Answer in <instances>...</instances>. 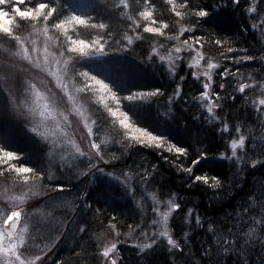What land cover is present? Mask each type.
Here are the masks:
<instances>
[{"label":"trees","instance_id":"obj_1","mask_svg":"<svg viewBox=\"0 0 264 264\" xmlns=\"http://www.w3.org/2000/svg\"><path fill=\"white\" fill-rule=\"evenodd\" d=\"M176 2L179 5L181 0H176ZM154 3L156 5L153 10L154 15L170 21V27L165 31L169 35L173 33L179 35V41H167V36L148 33L144 30L143 25L148 21L138 16V12L145 7L143 0H128L131 7L121 6L119 10L114 6L119 5L120 0H60L64 17H70V14L75 12L77 15L105 24V28L78 26V28L73 27L68 32L76 33L78 31L79 35L74 36L73 39H85L87 43H91L92 40L100 41L103 37L102 42L105 44L103 50L109 53L111 59L107 64H103V62L95 60H86L75 50H72L74 51L73 55L67 49V46L73 45V41L63 43L60 47L64 51L67 49L71 58L69 55L65 56L70 59V63L76 64L75 69L78 75H74L73 80L80 86H84L83 84L90 86L89 95L94 101L89 103L94 112L95 124L106 121V123L101 124L98 134L99 140L109 143L107 146H110V152L106 158H110L112 153L119 154L120 144L113 145V140L120 141L121 133L125 131L123 126L119 124V120L124 119V112L128 111V107L125 105L133 108V111L129 112V125L138 124L139 127H152L158 122L162 134L171 142L163 147L136 144L129 149L128 154L124 155L121 161H112V166L118 171L129 166H131L132 171H137L135 165L148 168L153 172V175L149 177L148 192L154 194L156 199H172L173 202L181 204L180 209L172 210L168 228L173 238L182 244V248L175 249L174 252L170 251L171 245L167 243L166 237L161 238L157 244L145 248V245L151 244L153 232L151 221L153 219L158 221L157 212L152 210L155 200L152 199L151 195H146L143 190L138 192L136 198L128 196L124 194L118 184L108 185L101 176L100 181L96 180L94 184L88 187L90 209L86 213L84 210L79 211L78 218L77 215L75 216L77 218L75 224L69 227V239L74 238L75 241L66 247L68 244L66 240V243L64 242L66 245L59 247V255L55 259L64 261V264H98L97 260L91 258L92 253L99 255L95 245H103L108 237H114L117 242V230H119L121 235H119L118 242L117 264H244L245 259H247L248 264H264V243L260 242L264 237L260 236V228H257L251 237H240L239 247L242 254H238L234 250L230 253L223 252L221 247L215 244L214 234L208 230L209 224L219 226L217 231L221 228L230 227L240 205L249 206L253 216L256 215L261 206H264V199H262L264 197V163L257 164L255 167L251 166L250 162L239 165L220 156V152L230 154L227 142L231 137L222 139L218 130L219 122L209 123L205 119L208 116L206 109L199 107L198 103L192 100V97L197 95L201 85L195 83L194 77L191 76L193 69L188 67V57L179 64L175 74L168 70L167 60L161 62L159 59L160 55H165L171 49L172 44L178 45L183 40L189 39L191 36V32L188 31L190 25H186V22L183 21L181 23L176 22L180 18L171 11L172 5L169 0H154ZM177 10L182 9L178 7ZM138 19L141 26L136 28L134 22ZM255 22L250 20L246 13L224 7L218 11L211 23H202L200 29L196 30L197 36L207 34V36H212L213 40L215 39L213 33L229 38L232 43L226 46L237 49L234 53H228L229 56L248 54L256 57L255 60L241 61L235 65L231 60L221 63V69L232 65L230 68L232 71L235 67H239L243 76L241 82L251 83V78L248 77L249 72H254L257 80L264 77V58H262L264 57V44L259 38V33H257L259 28L252 27ZM128 25H133V28L129 29ZM14 27L19 28L18 34H26L29 32L31 24H14ZM182 27L185 29L183 32H181ZM106 32L112 33L114 39L109 40L105 36ZM137 32L139 36H137ZM125 36H131L133 39V44L127 49L122 47V44L127 43L123 39ZM5 39L4 34L0 32V48L7 46ZM63 39L62 36L60 41ZM116 41H121V43ZM189 43H192L191 39H189ZM162 45L163 47H161ZM153 47L157 48L158 52L153 54L154 60H148L147 57ZM205 48L209 59L217 62L222 60L218 54V46L214 44L205 45ZM244 49H247V53L243 51ZM106 69L112 71L105 72ZM257 69L259 71H256ZM86 70L92 71V75H100L99 78L105 80L112 92L116 93V98L111 93L102 90L100 85H93L94 82L89 83L88 78L85 79L86 81H81L86 77L79 75V73ZM219 71L220 69L216 70V72ZM106 76L113 77L116 83H113V80L106 78ZM180 76H184L185 79L181 81ZM213 79L215 80L213 89L219 91L223 97L220 101L222 108L215 109L217 114L228 113L230 122L234 123L235 116L243 119L245 114L252 111L251 106L244 105L241 94L234 91L235 88H238V83H233L226 93L225 89H220L218 85L228 78L215 74ZM177 84L182 85V95L187 99H181L172 105L174 112L165 116L164 114L169 108L167 97L172 94ZM120 86L131 88L134 98L132 100L125 99L128 92L120 91ZM155 88H161L164 95L153 97L151 92ZM246 91L252 98L259 94L258 89L256 91L246 89ZM233 95L237 99L232 100L230 97ZM95 96L98 97V101L93 98ZM3 102L4 96L0 92V104ZM6 109L0 108V146H3V139L6 138L10 150H19L34 161L30 164L31 167L44 171L49 169L45 163L44 148L36 140L29 139L22 121H15L12 124L11 116L6 115ZM109 109H112L115 114L113 115ZM11 113L14 115L13 111ZM197 113L202 115L198 117ZM251 123L255 125L252 128V134L257 138L264 136V128L256 124L254 120H251ZM128 130L132 131L130 127ZM134 133L136 134V132ZM241 133L245 135L247 142L249 125H242ZM232 135L238 137L234 131ZM258 135L261 136L258 137ZM177 140L182 141L180 146L200 145L207 147L209 152L201 162L191 164L187 157L175 153L171 147L172 143ZM238 154H242V150ZM20 159L24 160L25 157L22 156ZM181 162L186 167H192L196 175L216 176L219 177L221 183L216 187H211L203 181H196L194 178L189 179L187 173L177 170V165ZM152 164L156 165L155 169H151ZM241 168L242 171L238 170ZM109 170L112 169L109 168ZM0 179L14 186L26 187V184L30 183V186L34 184L41 191H46L45 186L49 183L55 184L54 181L50 182L47 179L41 183L39 177H34L27 183L5 179L4 177H0ZM88 179H92V177L90 176ZM76 182L78 183L77 187L80 186L79 191H82L81 185L86 183L85 178L79 177V182ZM57 191L60 190L57 189ZM253 193H255V200L258 201L255 206H252L249 200ZM54 196L53 194V198L45 205L56 214L58 211L55 207L57 199H54ZM48 204L52 205L49 206ZM96 208H100L102 212L97 213ZM189 208L194 209L191 216L188 215ZM64 211L68 212L66 209ZM113 214L116 216V220L113 221L116 224L115 229L108 223ZM197 214L202 218V226L196 223ZM256 219L258 220L259 217L257 216ZM85 221L89 222V231L86 233L78 232V225ZM138 224L140 225L139 229L136 228ZM249 225L256 227L252 220L246 218L245 231ZM156 230L158 231V224ZM129 232L132 233L131 236L125 235ZM185 234L187 235L185 236ZM245 239L249 240L248 244L243 243ZM253 244L255 246H252ZM210 245L212 246L210 254L206 255L205 250ZM81 249L83 251L80 257H74L73 253Z\"/></svg>","mask_w":264,"mask_h":264},{"label":"snow or ice","instance_id":"obj_2","mask_svg":"<svg viewBox=\"0 0 264 264\" xmlns=\"http://www.w3.org/2000/svg\"><path fill=\"white\" fill-rule=\"evenodd\" d=\"M145 5L144 9L138 12V16L143 18L148 23L143 25L144 30L148 33H158L161 36H167V41L176 40L179 41V35L173 33L168 34L165 30L169 29L170 21L167 19L158 18L154 15V9L156 7L154 0H143ZM169 3L172 5L171 11L175 13L176 17H179L180 20L176 21L177 23L186 22V25H190L188 31L191 32L192 43H189V39H185L177 44H172L171 49L165 54L160 55L159 59L161 62L165 60L168 61V70L175 74L180 63H183L184 58L191 57L188 60V67L192 68L193 66L203 67L205 70L202 73L203 78H201V73L198 71H192L191 76L195 77V83H199L201 88L198 90L197 95L192 97V100L197 102L199 107L206 109L208 116L205 117L209 123L219 122V131L221 138L231 137L228 140V148L230 149V154L228 152H220V156L233 161L236 164L242 165L244 163L250 162L251 166L255 167L257 164L264 163V136L257 138L252 134V128L254 124L251 123V120H254L256 124H259L264 128V77H261L259 80L255 78L254 72H249L248 77L251 78V83L247 81L241 82L243 76L241 74V69L235 67L234 70L230 71L232 65L225 66L221 69V63L223 61L231 60L233 65L241 63V61H252L256 57L253 55L245 54L243 56L227 55L228 53L236 52V48L231 45V40L227 37H221L213 33L212 35L215 39H212V36L196 35V30L200 29L202 23H211L219 10H222L224 7H228L233 11H240L246 13L250 20L256 21L252 24L253 28H259L261 36L264 37V0H181L179 5H177L176 0H169ZM123 7H131L128 4V0H120L119 5H115L118 10ZM63 6L60 5L59 0H0V32L4 34L10 41L20 40L18 35L19 28L14 27L15 25L27 24H38L41 21L45 22V35H47V30L52 29H64V35L67 40L73 41L74 36H78L79 32L69 33L67 31L66 25L69 23L73 27L78 28V26H88L91 28H105L103 22H97L91 18H85L82 15H77L75 12L70 14V17H64L61 11ZM182 10H177V8ZM136 28L141 26L140 20L135 22ZM159 24L160 26H154ZM129 29L133 28V25H128ZM185 29L182 27L181 32ZM247 30V29H245ZM105 36L109 40H113L114 37L112 33L106 32ZM137 36L139 33L137 32ZM127 43L122 44V47L127 49L133 44V39L131 36L123 37ZM103 37L100 41L93 40L89 43V47L98 46L99 49L103 50L105 44L102 42ZM166 41V42H167ZM21 43H24L22 40ZM74 43L80 44L82 47L79 49L81 53L84 52L83 45L86 41L83 39H77L73 41ZM121 43V41H116ZM216 45L219 47V56L222 58L221 61L217 62L212 59H209L207 54V49L205 45ZM199 46V47H197ZM163 47V45L161 46ZM71 48V45L68 46ZM32 51L39 52V49L32 48ZM47 52V46L45 47ZM247 53V49L243 50ZM157 48L153 47L151 53L147 57L148 60H154V55L157 54ZM193 52L195 55L193 56ZM24 55L32 60V55L29 51V47L25 46ZM61 55H69L67 49L61 52ZM264 58V57H262ZM204 62L201 64V62ZM44 62L50 65L51 61L48 56L44 57ZM36 67L41 68V62L39 55L36 56ZM220 69L219 72L215 70ZM6 75L3 79L5 85L8 84L9 79L12 76L11 70L7 69ZM111 69H106L105 72H111ZM256 71H259L258 69ZM214 72L216 75H219L224 78H228L224 82H220L218 87L220 89H227L232 86L233 83H238V88H235L234 91L241 94L245 106H251L252 111L245 114L244 118L241 119L239 116H235V122L232 123L229 120V114L225 113L224 115L217 114L215 109L222 108L220 101L222 100V95L219 91L213 89V84L215 80L213 79ZM72 74L76 75L75 65L72 67ZM86 78H88L89 83L95 82L101 86L102 89H106L109 93L116 98V93L112 92V89L109 87V84L105 83V80L100 79V75H92V71H84L79 73ZM106 78L112 79L113 83H116V80L111 76H106ZM184 76H180V80L183 81ZM35 87V85H33ZM249 89L251 91L259 90V94L252 98L249 96V92L246 91ZM88 86L85 85L83 92H88ZM120 91H127L128 95L125 97L127 100H132L133 94L131 88H125L124 86L119 87ZM0 91H7L5 88H0ZM183 88L181 84H177L175 90L171 95L167 97V104L169 105L168 111L165 112V116H168L169 113L174 112V109L171 107L181 99H187L183 97ZM151 95L153 97L157 95H164L161 88H155L152 90ZM10 96V93H9ZM232 100L237 99L236 96L230 97ZM128 107V111L124 112V119L119 120V124L123 126L124 132L121 133V140H113V145L119 143L120 150L119 154L112 153L110 158H106L110 152V146H107L103 143H99L98 134L101 127V124L106 123V121H101L97 124L95 129L89 128L87 133L84 136L86 140L85 148L76 146L75 153L76 155H69V160L71 163H60L58 167L61 169L60 175L64 174V171H71L73 168L79 170V177H84L86 183L81 185L82 191L78 194H73L74 200H79V205H74L69 202V207L73 214L78 213L81 210H84L85 213L91 207V203L88 200V187L95 183V177L97 174H100L105 182L108 185L118 184L124 194L136 198L138 192L143 190L146 195H151L152 199L155 200L156 197L154 194L148 192L147 186L150 185L149 177L153 175V172L146 167H140L135 165L137 171H132L131 166L127 167L122 171H118L115 167L112 166V161H121L124 155L128 154L130 148L134 147L136 144L146 145L149 147H163L168 143H171L160 130L158 122L152 127H139L138 124H133L132 127L138 128L141 135H136L133 131L129 129L130 120L129 112L133 111V108ZM8 107V97L4 98V102L0 104V108L6 109ZM110 112H113L112 109H109ZM239 111V110H238ZM43 115V113H41ZM201 113H197V116H201ZM251 117V119H250ZM249 125V136L246 142V137L241 133L242 125ZM29 130L31 133L35 134L34 136L29 137V139H36V136L39 135L38 129L32 127L29 122ZM59 127V125H57ZM151 129V130H150ZM233 131L238 134V139L232 135ZM46 139V138H45ZM37 143L41 141L36 140ZM71 143V142H69ZM182 141L177 140L175 143H172L171 147L175 150V153L181 154L184 157H187L191 164H197L207 156L209 149L207 147H202L200 145H188L180 146ZM250 145V147H249ZM41 147L48 149V144H42ZM52 147H57L56 143L52 142ZM238 149L242 150V154H238ZM66 151L65 149H61ZM171 150V149H170ZM25 157L24 160H21V157ZM195 157V158H193ZM167 158V157H166ZM179 159V157H177ZM34 161L26 156L25 153L17 150H10L7 139H3V146H0V177L5 179H14L17 181H22L24 183L29 182L34 177H39L41 183L44 179L49 180L50 182L55 179V184L49 183L46 185V191H41L34 188H25L24 195L20 196L21 201H31L32 203H38L35 198L42 197L46 200L52 199L53 194L55 196H60L62 193H65L67 190L73 188L74 186L71 183H64L58 177H53L50 173H47L44 170H38L35 167H31L30 164ZM111 168L112 170H109ZM156 165L152 164L151 169H155ZM177 170L185 172L188 174L189 179H195L196 181H203L205 184L216 187L221 181L219 177L208 176V175H196L192 167H186L183 162L177 165ZM242 171L241 169H238ZM31 174V175H29ZM91 176L92 179H88ZM59 189L60 191H57ZM175 195V194H173ZM143 198V197H142ZM15 199V197H13ZM264 199V197H262ZM252 206H255L258 201L255 200V193L249 197ZM166 203L167 210L161 215L165 222V229L162 231H157L156 226L158 221L153 219L151 221V226L153 229L151 244L145 245V248L157 244L161 238L166 237L167 243L171 245L170 251L174 252L175 249H181L182 244L179 240L174 239L173 235L169 233L166 227V223L170 214H172L173 209H180L181 204L173 202L172 199H167L166 201H160V205ZM31 204H27L25 209H21L18 205L9 204V197L5 193L3 196H0V207L4 209L3 213H0V264H49L52 261V264H64L62 260H52L51 253L52 251L59 247L61 243H64L68 238L69 225L73 222L74 217H69L65 214L62 220H55L53 223L49 224L45 231L41 233L40 238L44 240L51 241V247H48L45 244L44 247H41L37 241L36 233L40 232V229L34 225L33 230L30 232L28 230V224L25 222L30 216L31 213L28 212L27 208ZM153 212H160L159 207H153ZM97 213H101L100 208H96ZM194 212V209H188V215ZM259 217L257 220L256 217ZM23 217V219H22ZM246 218L252 220L256 227L249 225L247 230H244ZM116 220L115 214L108 220L109 225L113 229L116 228V224L113 222ZM196 223L202 226V218L199 214L196 215ZM23 225V227H21ZM131 227V226H129ZM219 226L209 224L208 230L212 232L215 236V244L220 246L222 251L225 253H230L233 250L240 253L239 241L240 237H251L254 232L257 231V228H260V236L264 237V206H261L257 211L256 215L253 216L250 207L240 205L239 210L235 213V218L231 221V226L219 229ZM90 225L88 221H85L82 224L78 225V232L86 233L89 231ZM136 228L139 229L140 225H136ZM119 235L121 233L117 230V242H113L108 246H103L96 244L95 248L97 249L99 255L95 253L91 254V258L98 261V264H117V258L115 253L118 252V242ZM131 236L132 233L129 232L125 234ZM187 234H185L186 236ZM261 243H264V239H261ZM244 244H248L249 240L245 239ZM252 246H255L253 244ZM211 245L208 249L205 250V254H210ZM76 251L73 253L74 257L79 258L81 252ZM244 264H248L247 259L244 260Z\"/></svg>","mask_w":264,"mask_h":264},{"label":"rangeland","instance_id":"obj_3","mask_svg":"<svg viewBox=\"0 0 264 264\" xmlns=\"http://www.w3.org/2000/svg\"><path fill=\"white\" fill-rule=\"evenodd\" d=\"M249 2H251V0H249ZM260 19H264V17H260ZM66 28L67 31L72 30L73 26L69 23L66 25ZM28 31L29 32L26 34H18L20 36V40L10 41L6 37L5 40L7 46H5V48H0V88L7 89V91L0 92L3 94L4 98L6 96L8 97V110L6 109V115L9 117L11 116L10 120H12V124L15 123V121H22L25 125V131L27 130L29 137L35 135L29 130V122L32 127H36L38 129L39 135L36 136L35 140L41 141L42 144H48L49 148H51V151L44 148L45 163L49 166V169L47 168L46 172L50 173L53 177H58L60 180L65 181L64 183L66 184L71 183L75 186L67 190L65 193H62L60 196H54V199H57L55 207L58 210L57 213L59 215H56L57 213L54 214V212L45 205L50 199L46 200L41 197H36L35 199L39 201L38 203L21 201L19 199L20 196L24 195L25 188L39 189L34 184L31 186L30 183L26 184V187H23L22 185L14 186L0 179V196H3L6 193L9 197V204L18 205L22 210L25 209L27 204H31V206L27 208L28 212L31 213V216L25 221L28 224V230L31 232L34 225L38 227L40 232L36 233V242L40 244L41 247H44L45 244H47L48 247H51L50 240L40 238L41 233H43L47 226L55 220H62L65 214L69 217H74L73 222L69 225V227H71L75 224L79 214H73L71 212V208L69 207V202L74 205L79 204V200L77 201L73 199V194H78L80 192V186L77 187L78 183L76 182H79V178H77L79 176V170L77 168H73L71 171L65 170L64 174L61 176V169L58 165L64 162L71 163L68 154L73 156L76 155V146L85 148V134L89 128L95 129L97 125L94 122V112L89 103L94 101V99H92L89 95L90 86H88V92H83L85 84H83L84 86H80V84H77L73 80L74 75L72 74V67L74 62L70 63V59H68L65 55H61V52L64 51L62 50L63 48L60 47L61 44L71 42L66 39L64 29L49 28L47 30V35H45V22L41 21L38 24H31ZM257 33H259V38L264 44V37L261 36L260 30H258ZM61 35L64 38L63 41H60L62 37ZM21 40L24 43H21ZM74 40L77 39H73V41ZM72 44L71 48H68L67 46V49L73 53V55L74 51L72 50H75L76 52L78 51L79 55L85 57L86 60H95L103 62V64H107L111 59L109 58V53L99 49L98 46L89 47V43L86 42L85 45H83L84 52L81 53L79 49L82 46L74 42ZM25 46L29 47L32 60H29L24 55ZM46 46L47 52L45 51ZM32 48L39 49V52L37 53L32 51ZM37 55H39L40 58L41 68L36 67ZM194 55L195 53L193 52V56ZM45 56L49 57V60L51 61L50 65L44 62ZM188 59H191V57H188ZM203 63L204 62L202 61L201 64ZM7 69L11 70L12 76L9 79L8 84L5 85L3 83V79L6 75L5 70ZM192 69L193 71L200 72L201 78H203L202 73L205 70L203 67L193 66ZM85 79L87 78H84V80L81 79V81H86ZM33 85H35V87H33ZM93 85H96L95 82ZM102 90L109 93L106 89ZM93 98L98 101V97L95 96ZM11 111L14 112V115ZM41 113H43V115H41ZM57 125H59V127H57ZM129 127L132 131L134 130V132H136V135H141L138 128L132 127L131 124ZM261 135H263V133H261ZM261 135H258V137ZM53 141L56 143L57 147H52ZM97 142L105 145L109 144L101 141V139H98ZM41 143H39V145H41ZM61 149H65L66 151H62ZM239 151L241 150L238 149V152ZM66 152L68 154H66ZM74 176L77 177L73 178ZM100 177V174L96 175L95 181H100ZM53 181L56 182L55 179H53L52 182ZM13 197H15V199H13ZM160 201L166 200L155 199L153 205L154 207L160 208V212L157 213L158 231L165 229V222L161 213L167 210L166 203L164 205H160ZM48 205L50 206L52 204ZM64 209L68 212L64 211ZM3 211L4 209L0 207V213H3ZM76 215L77 218H75ZM169 217L166 223L168 231ZM21 227H23V225H21ZM74 241V238L72 240L69 239L68 234V244L66 247H69ZM113 242H116L114 237H108L104 241L103 246H108ZM65 243L60 244L59 247L66 245ZM59 247L52 251V260H56L55 258L59 255ZM115 255L118 263L117 252ZM64 260L66 259L64 258ZM49 264H52V261H50Z\"/></svg>","mask_w":264,"mask_h":264}]
</instances>
